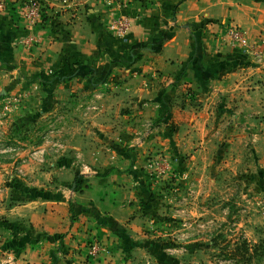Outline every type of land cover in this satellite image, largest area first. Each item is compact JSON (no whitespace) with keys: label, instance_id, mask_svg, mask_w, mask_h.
Listing matches in <instances>:
<instances>
[{"label":"crops","instance_id":"0c3cea01","mask_svg":"<svg viewBox=\"0 0 264 264\" xmlns=\"http://www.w3.org/2000/svg\"><path fill=\"white\" fill-rule=\"evenodd\" d=\"M227 21L251 47L230 42ZM187 24L202 25L196 38ZM142 25L113 45L80 25L59 39L50 26L38 29L29 71L59 75V138L42 153L59 154L18 167L29 194L3 211L0 264H67L89 238L139 221L152 166L205 151L219 112L238 125L227 134L264 135V0H186L175 17ZM8 46L0 45L4 58Z\"/></svg>","mask_w":264,"mask_h":264},{"label":"rangeland","instance_id":"374dc122","mask_svg":"<svg viewBox=\"0 0 264 264\" xmlns=\"http://www.w3.org/2000/svg\"><path fill=\"white\" fill-rule=\"evenodd\" d=\"M185 1L0 0V45L9 43L11 50L5 58L0 54L5 60L0 61V242L4 209L29 194L18 167L38 155L52 159L59 154L42 153L59 138L54 85L59 75L29 71L37 62L31 58L40 43L38 29L50 26L59 39L80 25L88 33L106 34L109 45L125 44L138 28L145 29V18L175 17ZM185 28L196 38L202 25ZM235 28L243 29L232 21L222 23L227 36ZM230 42L251 47L249 41L248 46ZM22 51L28 62L24 56L17 59ZM215 121L205 151L187 152L169 166H152L138 192L139 221L89 238L78 257L66 263L264 264V135L227 134L238 126L227 112H219Z\"/></svg>","mask_w":264,"mask_h":264},{"label":"built area","instance_id":"2783aa9c","mask_svg":"<svg viewBox=\"0 0 264 264\" xmlns=\"http://www.w3.org/2000/svg\"><path fill=\"white\" fill-rule=\"evenodd\" d=\"M243 30L240 31L237 28L233 29L228 36L230 37L231 40H234L241 45L248 46V39L246 38L245 34H243ZM93 249L96 250L98 245L95 243L92 245Z\"/></svg>","mask_w":264,"mask_h":264}]
</instances>
